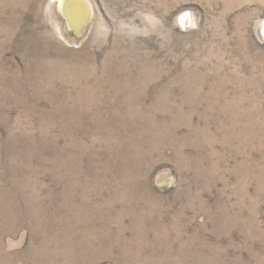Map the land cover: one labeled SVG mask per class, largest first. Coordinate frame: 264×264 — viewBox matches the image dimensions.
Instances as JSON below:
<instances>
[{
    "label": "rangeland",
    "instance_id": "1",
    "mask_svg": "<svg viewBox=\"0 0 264 264\" xmlns=\"http://www.w3.org/2000/svg\"><path fill=\"white\" fill-rule=\"evenodd\" d=\"M0 0V264H264V0Z\"/></svg>",
    "mask_w": 264,
    "mask_h": 264
},
{
    "label": "bare ground",
    "instance_id": "2",
    "mask_svg": "<svg viewBox=\"0 0 264 264\" xmlns=\"http://www.w3.org/2000/svg\"><path fill=\"white\" fill-rule=\"evenodd\" d=\"M57 10L67 22L70 29L79 32L84 22L88 19L89 4L87 0H57Z\"/></svg>",
    "mask_w": 264,
    "mask_h": 264
}]
</instances>
